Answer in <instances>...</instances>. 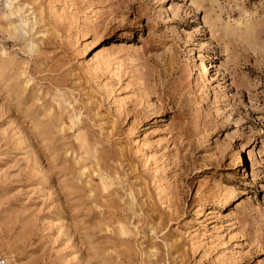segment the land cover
I'll use <instances>...</instances> for the list:
<instances>
[{"label":"rangeland","instance_id":"1","mask_svg":"<svg viewBox=\"0 0 264 264\" xmlns=\"http://www.w3.org/2000/svg\"><path fill=\"white\" fill-rule=\"evenodd\" d=\"M0 260L264 264V0H0Z\"/></svg>","mask_w":264,"mask_h":264},{"label":"built area","instance_id":"2","mask_svg":"<svg viewBox=\"0 0 264 264\" xmlns=\"http://www.w3.org/2000/svg\"><path fill=\"white\" fill-rule=\"evenodd\" d=\"M0 264H5L4 260H0Z\"/></svg>","mask_w":264,"mask_h":264},{"label":"bare ground","instance_id":"3","mask_svg":"<svg viewBox=\"0 0 264 264\" xmlns=\"http://www.w3.org/2000/svg\"><path fill=\"white\" fill-rule=\"evenodd\" d=\"M226 201H223V204L225 203ZM198 209V208H197Z\"/></svg>","mask_w":264,"mask_h":264}]
</instances>
